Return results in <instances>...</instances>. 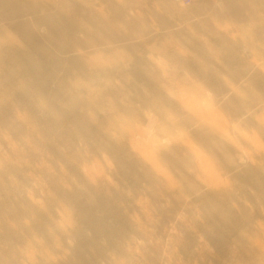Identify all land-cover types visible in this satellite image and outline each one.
Listing matches in <instances>:
<instances>
[{"label":"rangeland","instance_id":"374dc122","mask_svg":"<svg viewBox=\"0 0 264 264\" xmlns=\"http://www.w3.org/2000/svg\"><path fill=\"white\" fill-rule=\"evenodd\" d=\"M262 35L264 0H0V264H261ZM192 127L230 191L174 188L177 146L218 179Z\"/></svg>","mask_w":264,"mask_h":264},{"label":"clouds","instance_id":"9594fccd","mask_svg":"<svg viewBox=\"0 0 264 264\" xmlns=\"http://www.w3.org/2000/svg\"><path fill=\"white\" fill-rule=\"evenodd\" d=\"M227 26L229 28L233 27L229 25ZM245 51L250 56V61L252 63L255 64V61H259L260 64L264 66V35H262L259 41L253 39L251 45L246 46ZM119 65L120 64H113L105 69L108 71L119 72ZM261 70L264 71V68ZM192 130H195V135L191 134ZM257 132L259 136L257 149L264 151V125L260 126L257 129ZM190 134L201 145L204 151L208 152V154L215 160L218 171V179L212 183L206 182L202 177V173L193 162L191 154L177 146L173 149V151L176 152L179 157L178 159H170L167 153L161 154V162L175 178L176 183L174 188L180 190L181 192L193 193L197 196L205 194H219L230 191L233 184V173L231 169L237 164H242L243 159L236 155L222 154L217 151L216 145L220 142L214 134L208 130H201L192 127L190 129ZM257 149H253V151ZM145 165L155 173L151 166L147 164ZM262 250H264V246H262ZM3 264H26V262L14 258L12 260H4ZM121 264H140V262L135 259H130L121 261ZM261 264H264V261H262Z\"/></svg>","mask_w":264,"mask_h":264},{"label":"snow or ice","instance_id":"6c2138e0","mask_svg":"<svg viewBox=\"0 0 264 264\" xmlns=\"http://www.w3.org/2000/svg\"><path fill=\"white\" fill-rule=\"evenodd\" d=\"M225 27H226V25H225Z\"/></svg>","mask_w":264,"mask_h":264}]
</instances>
